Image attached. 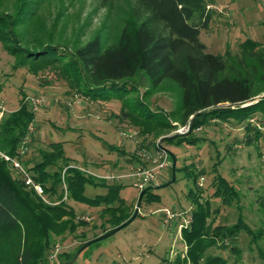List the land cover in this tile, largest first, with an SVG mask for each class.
I'll list each match as a JSON object with an SVG mask.
<instances>
[{"label":"rangeland","instance_id":"374dc122","mask_svg":"<svg viewBox=\"0 0 264 264\" xmlns=\"http://www.w3.org/2000/svg\"><path fill=\"white\" fill-rule=\"evenodd\" d=\"M41 3L33 20L35 24L25 30V35L39 43L61 44L70 51L96 37L104 46L114 45L129 22L142 20L136 0H118L107 6L101 0H41ZM208 3L211 21L207 29L201 30V40L208 52L225 55L229 51L235 56L240 54V45L247 39L264 45V0H208ZM15 7L16 0H0V14L11 13ZM0 89L4 114L16 111L23 98L42 100L35 112L32 142L25 160L35 162L39 160V152L48 149L50 143L62 142L66 156L74 165L88 174L109 177L108 183L125 185L120 196L133 212L141 193L134 185L139 179L136 173L144 166L158 168L167 157L165 166L155 170L157 176L151 184L164 185L173 178V157L176 160V180L167 187L153 189L160 197L159 202L150 204L145 199L131 224L90 245L75 260V255L71 260L69 257L77 253L82 243L99 237L110 226L101 218V208H88L69 200L77 212L76 221L87 225L80 226L75 234L55 239L49 264H158L164 260L177 264L187 255L181 226L190 225L194 205L189 195L198 193V189L202 200L211 203L214 227H232L241 218L247 228L238 233L234 243H225L226 248L220 242L209 249L206 257L219 256L228 264L236 261L264 264V121L261 114L250 119L253 126L259 127L260 123L263 131L251 144L245 141L246 135L250 133L255 138V132H248L232 120L214 118L193 133L199 140L197 145H171L163 138L181 133L182 124L157 138L140 135L138 127L128 119L122 120L120 100L92 101L77 94L55 69L33 75L26 68H16L15 58L1 42ZM145 91L140 89L131 97L139 98L158 111L159 116L181 105L182 90L177 83L166 82L157 90L144 94ZM262 98L264 92L255 100ZM184 167L199 175V188L193 177H186ZM218 175L239 191V201L225 206L214 196L213 183ZM107 192L103 186H87L85 194L95 197ZM58 247L60 250L56 252ZM64 253L68 257L62 258Z\"/></svg>","mask_w":264,"mask_h":264},{"label":"trees","instance_id":"16d2710c","mask_svg":"<svg viewBox=\"0 0 264 264\" xmlns=\"http://www.w3.org/2000/svg\"><path fill=\"white\" fill-rule=\"evenodd\" d=\"M116 1L101 0V3L107 6ZM136 3L142 20L129 22L117 43L104 46L96 37L70 51L61 44L39 43L26 36L25 30L35 24L33 20L42 3L16 0L11 13L0 14V42L15 58L16 68H26L33 75L55 69L77 94L92 101L120 100L122 120L128 119L138 127L140 135L164 136L180 123L190 125L189 131L163 140L171 145H197L199 140L193 133L214 118L232 120L248 132H255V138L247 133V144L263 135L261 124L253 126L250 119L261 114L264 121V98L255 100L264 92V45L247 39L235 56L229 51L225 55L208 52L201 40V30L207 29L211 21L208 0H136ZM166 82L177 83L182 90L180 107L169 114L159 116L158 111L139 98L131 97L140 89L147 94ZM35 119L30 103L23 98L19 108L0 121V264H49L55 239L75 234L80 226L87 225L76 221L77 212L69 200L88 208H101V218L110 226L102 235L134 214L120 196L126 186L108 183L105 178L74 167L62 142L50 143L48 149L39 152V160L35 162L25 160L22 146ZM2 154L23 163L34 182L43 187V196L25 183ZM182 170L186 171V177H193L198 187L199 175L187 167ZM213 185L214 196L225 206L240 200L239 191L222 176L218 175ZM87 186H103L108 192L88 197ZM198 191L189 195L194 209L190 225L182 230L187 255L177 264H228L219 256L206 257L207 251L220 242L226 248L225 243H234L238 233L247 228L241 218L235 226L214 227L211 203L203 201L201 190ZM145 199L150 204L160 201L153 189L144 194L142 202ZM61 256L68 257L66 253ZM158 264L171 263L164 260Z\"/></svg>","mask_w":264,"mask_h":264},{"label":"built area","instance_id":"2783aa9c","mask_svg":"<svg viewBox=\"0 0 264 264\" xmlns=\"http://www.w3.org/2000/svg\"><path fill=\"white\" fill-rule=\"evenodd\" d=\"M28 101L30 102V105H31V108L34 112H36L38 110V107L42 104V100L41 98H29ZM5 106H4V101L0 100V121L2 120L3 118V115H5ZM190 129V125L189 126H184V129L181 131V134L182 133H186L188 132ZM32 125L30 126V130H29V135L27 136V138L25 139L24 141V146H22V151H21V155L24 156L25 154L28 153L29 151V144H31V138H30V135L32 133ZM2 156L5 158L6 161H10L13 166L15 167L17 173H19V175H22L24 180H25V183L29 186V187H32L36 190V192L43 196V187L40 185V184H37L34 182L33 178L31 177L30 173L27 172L25 166L23 165V163L17 159H12L10 158L9 156H6L4 154H2ZM164 162L161 163L160 165H158V168L156 169H148V168H144L141 170L138 171V173H136V176L139 178L138 179V182H135L134 185L136 186V188L139 189V191H143L144 189H146L148 186H151V184L154 182V180L156 179V176H157V171L155 170H160L162 169L164 166H165V161L167 162V157H165V159H163ZM74 166V165H73ZM74 167H77L79 168L80 170H83L85 172L88 173V171H86L85 169H83L82 167H79L77 165H75ZM65 172H66V169L64 170L63 172V177L65 175ZM105 179L109 178V177H103ZM115 178V177H113ZM108 180V179H107ZM66 199V197H65ZM166 212L169 214V212L166 210ZM190 224V223H189ZM186 226H181V228H185ZM187 228V227H186ZM58 252L60 249L59 247L56 248ZM55 249V250H56Z\"/></svg>","mask_w":264,"mask_h":264},{"label":"water","instance_id":"95a60500","mask_svg":"<svg viewBox=\"0 0 264 264\" xmlns=\"http://www.w3.org/2000/svg\"><path fill=\"white\" fill-rule=\"evenodd\" d=\"M250 105V104H249ZM247 106V105H246ZM219 110V108L217 109ZM173 157V156H172ZM176 180V160L175 158L173 157V178L171 179V181H169L168 183L164 184V185H160V186H156V187H148L146 188L145 190H143L141 193H140V196H139V199H138V202H137V205H136V209L134 211V214L133 216L128 219L125 223H123L122 225L112 229L111 231L103 234V235H100L99 237L87 242L85 245H83L78 251L77 253L75 254V256L73 257V260H75L81 253L82 251H84L86 248H88L90 245L94 244V243H97V242H100L104 239H107L109 238L110 236H113L114 234H116L117 232H119L120 230H122L123 228L127 227L129 224H131L139 215V211H140V206H141V202H142V198L144 196V194L149 191V190H152V189H160V188H163V187H167L169 185H171L174 181Z\"/></svg>","mask_w":264,"mask_h":264}]
</instances>
